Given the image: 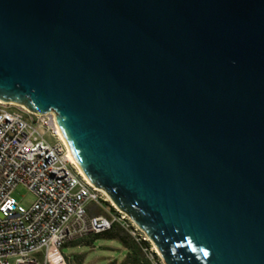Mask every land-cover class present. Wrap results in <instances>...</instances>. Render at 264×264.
<instances>
[{
  "label": "water",
  "instance_id": "1",
  "mask_svg": "<svg viewBox=\"0 0 264 264\" xmlns=\"http://www.w3.org/2000/svg\"><path fill=\"white\" fill-rule=\"evenodd\" d=\"M0 101L164 264H264V0H0Z\"/></svg>",
  "mask_w": 264,
  "mask_h": 264
},
{
  "label": "built area",
  "instance_id": "2",
  "mask_svg": "<svg viewBox=\"0 0 264 264\" xmlns=\"http://www.w3.org/2000/svg\"><path fill=\"white\" fill-rule=\"evenodd\" d=\"M59 131L54 111L0 101V264H69L64 247L135 225L116 208L93 214L109 202L71 164ZM19 186L34 196L27 208L11 196Z\"/></svg>",
  "mask_w": 264,
  "mask_h": 264
},
{
  "label": "rangeland",
  "instance_id": "3",
  "mask_svg": "<svg viewBox=\"0 0 264 264\" xmlns=\"http://www.w3.org/2000/svg\"><path fill=\"white\" fill-rule=\"evenodd\" d=\"M11 196L22 206L29 207L34 201V196L25 188L19 186L13 190ZM109 204H102L98 211H93L96 215H105L107 212L113 214L115 208ZM119 224V223H117ZM123 233L132 239H144L149 248L142 250L145 257L151 261L152 264H164L159 254L155 251L153 243L141 232L135 225L131 228H126L119 224ZM133 229H136L133 235ZM62 253L67 257L69 264H128V252L117 240H108L102 238H90V241L66 246L62 249ZM157 257V260L153 258Z\"/></svg>",
  "mask_w": 264,
  "mask_h": 264
},
{
  "label": "trees",
  "instance_id": "4",
  "mask_svg": "<svg viewBox=\"0 0 264 264\" xmlns=\"http://www.w3.org/2000/svg\"><path fill=\"white\" fill-rule=\"evenodd\" d=\"M123 231L119 224H112L110 230L94 235L93 238H102L108 240H117L128 252V264H152L145 255L142 253V250L148 249L149 244L146 241L137 242L135 239H132L128 235H122ZM88 242L90 239L87 240ZM78 244V243H76ZM153 258L157 260V257L153 255Z\"/></svg>",
  "mask_w": 264,
  "mask_h": 264
},
{
  "label": "bare ground",
  "instance_id": "5",
  "mask_svg": "<svg viewBox=\"0 0 264 264\" xmlns=\"http://www.w3.org/2000/svg\"><path fill=\"white\" fill-rule=\"evenodd\" d=\"M59 136H60V139L63 141V143L65 144L66 148H67V156H68V159L69 161L71 162L72 165H74V167L77 169V171L84 177V179L90 183L87 179V177L85 176V174L83 173V171L81 170L80 166L78 165L77 161L75 160L73 154H72V151L70 149V146L65 138V136L63 135L62 131L60 130L59 131ZM102 193L106 196V199L109 203H111V205L114 206V208H116V206L114 205V203L110 200V198L108 197V195L103 191L101 190ZM117 209V208H116ZM155 251L158 253V251L155 249Z\"/></svg>",
  "mask_w": 264,
  "mask_h": 264
}]
</instances>
